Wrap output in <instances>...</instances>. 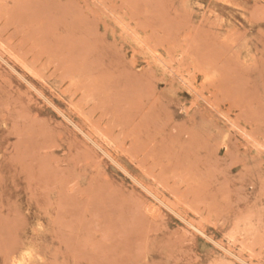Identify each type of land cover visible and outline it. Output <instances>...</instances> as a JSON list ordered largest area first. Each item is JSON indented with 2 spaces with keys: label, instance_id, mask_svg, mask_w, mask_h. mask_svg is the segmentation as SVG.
<instances>
[{
  "label": "rangeland",
  "instance_id": "obj_1",
  "mask_svg": "<svg viewBox=\"0 0 264 264\" xmlns=\"http://www.w3.org/2000/svg\"><path fill=\"white\" fill-rule=\"evenodd\" d=\"M24 250L264 264V0H0V264Z\"/></svg>",
  "mask_w": 264,
  "mask_h": 264
},
{
  "label": "bare ground",
  "instance_id": "obj_2",
  "mask_svg": "<svg viewBox=\"0 0 264 264\" xmlns=\"http://www.w3.org/2000/svg\"><path fill=\"white\" fill-rule=\"evenodd\" d=\"M229 2V0H227ZM226 2V1H225ZM185 79V78H184ZM191 85V84H190ZM193 87V86H192ZM195 89V88H194ZM88 136V135H87ZM92 136V135H91ZM89 137V136H88ZM108 153V152H107ZM192 224V223H191ZM194 226V225H193ZM195 227V226H194ZM197 228V227H196ZM198 229V228H197ZM200 230V229H199ZM22 251V250H21ZM25 252L21 254L20 256H14L12 257V262L13 264H25L32 256L33 253L31 250H24ZM23 252V251H22ZM11 253V252H10ZM14 254V253H13ZM18 255V253H17ZM54 255V254H53ZM41 257V256H40ZM10 263V264H11Z\"/></svg>",
  "mask_w": 264,
  "mask_h": 264
}]
</instances>
